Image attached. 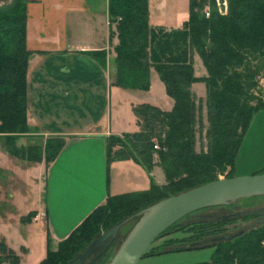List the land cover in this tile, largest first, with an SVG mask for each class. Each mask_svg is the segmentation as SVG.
Returning <instances> with one entry per match:
<instances>
[{
	"label": "trees",
	"instance_id": "1",
	"mask_svg": "<svg viewBox=\"0 0 264 264\" xmlns=\"http://www.w3.org/2000/svg\"><path fill=\"white\" fill-rule=\"evenodd\" d=\"M26 3L15 0L12 6L0 9V133L9 140L30 129L26 89L32 52L26 44ZM227 4L228 11L222 14L216 0H190L189 20L181 29L166 30L150 26L149 0H111L112 36L119 40L115 46L114 85L148 90L154 68L174 106L170 111L147 103L134 106L140 130L110 136L107 159L109 163L132 159L148 173L159 166L166 184L160 186L152 178L149 190L109 195L105 204L56 246L47 232V254L39 264H69L102 231L149 205L217 180L219 174L234 176L244 136L254 116L264 109V101L252 93L257 77L264 73V0H227ZM207 5L211 8L209 17L205 14ZM195 54L202 59L206 76L195 75ZM199 81L206 84L209 123L205 131L207 148L200 151L196 139L199 127H204L203 103L191 90ZM254 100L258 101L256 105L252 104ZM155 139L162 147L159 150L154 147ZM62 145L63 141L57 139L47 143L46 163L59 154ZM11 150L16 155L28 152L16 145ZM29 151L32 158L41 154L36 147ZM197 218L191 224L177 225L178 221L170 226L156 241L173 233L183 236H172L158 246L153 243L146 255L161 252L173 241L195 243L173 248L177 250L214 248L210 260L191 264H264V221L223 234V227L235 218ZM243 219H254V214ZM0 264H20L19 255L4 239H0Z\"/></svg>",
	"mask_w": 264,
	"mask_h": 264
},
{
	"label": "crops",
	"instance_id": "2",
	"mask_svg": "<svg viewBox=\"0 0 264 264\" xmlns=\"http://www.w3.org/2000/svg\"><path fill=\"white\" fill-rule=\"evenodd\" d=\"M14 3L15 0H0V9ZM110 3L111 0H27L26 44L32 52L26 89L30 129L15 135L14 140L0 133V230H11L4 238L16 253L25 251L23 256L17 253L20 264L32 255V243L41 241L42 235L47 242L49 232L56 246L105 204L109 195L149 190L152 178L158 185L166 184L159 166L148 173L132 159L111 163L107 159L110 136L140 130L134 106L147 103L164 111L174 106L160 76L161 82L156 76L150 79L148 90L152 94L153 87L158 88L157 101H137L134 96L139 94L114 85L115 46L119 40L112 36ZM216 3L218 6V0ZM209 8L207 5L205 14L211 12ZM189 18L190 0H162L157 5L149 2L152 27L181 29ZM194 60L195 67L197 63L203 69L199 75L195 68L196 76H206L202 59L195 55ZM193 90L206 93V84L196 82ZM53 139L63 141V145L59 154L46 163V146ZM15 145L28 150L27 154H14L11 148ZM31 147L40 149L39 157L29 156ZM16 156L32 165L29 176L36 177L38 173L42 178L33 205L29 184L20 181V174L12 170ZM263 170L264 109L254 116L244 136L233 173L247 176ZM154 172H160L163 180ZM32 213L36 215L31 219ZM35 226L38 230L32 232Z\"/></svg>",
	"mask_w": 264,
	"mask_h": 264
},
{
	"label": "rangeland",
	"instance_id": "3",
	"mask_svg": "<svg viewBox=\"0 0 264 264\" xmlns=\"http://www.w3.org/2000/svg\"><path fill=\"white\" fill-rule=\"evenodd\" d=\"M162 0H149L150 4L152 5H157L158 2ZM168 1L169 0H165ZM182 7V6H180ZM211 8H209L210 10ZM227 11H228V4H227ZM227 13V12H226ZM199 56L198 54H195ZM194 55V56H195ZM200 57V56H199ZM198 60V59H197ZM196 68L197 72L199 75L203 74V69L202 67L199 66V64L196 63L195 67V60H194V69ZM196 75V73H195ZM157 77L159 79V75L157 70L154 68L151 69L150 73V79H154V77ZM257 86L252 89V93L258 97L261 98L264 101V73L262 75L257 77ZM155 81V80H154ZM160 81V79H159ZM161 82V81H160ZM194 84V83H193ZM193 84H192V92L196 96L198 101H201L203 103V110H202V119H203V129L199 127L198 133H197V141H196V149L198 151L205 149L206 150V145H207V140L205 136V131L207 130L209 123H208V117H207V104H206V99H207V92L204 93V91L201 90H193ZM157 87L154 86L152 89V94L148 92V90H143V89H130L133 92H136V97L135 99H138L137 101H157L159 94L157 92ZM142 92V94H141ZM201 93V94H200ZM135 95V94H134ZM154 97V98H153ZM258 101L254 100L252 101L253 105H256ZM155 144H159L160 142L155 139L154 140V146ZM159 150V149H156ZM17 157V156H16ZM19 161L21 160H26L23 159L22 157H17ZM17 160L16 163L14 164L12 170L15 171L16 174H20V181L21 180H26V184H29V200L31 201V204H35V201L38 199V190L37 186L39 183V180L42 178L38 176V173H36V177H31L27 173L31 171V166L29 165V161H25L24 163L18 162ZM155 168V167H154ZM154 168L151 173H153ZM161 168V167H160ZM157 172V171H156ZM154 172V175L158 178L163 180L162 174ZM31 174V173H30ZM226 173L224 174H219L218 179H224L227 178ZM24 175V177H23ZM165 175V174H164ZM162 186V185H160ZM182 193V192H180ZM179 194V193H177ZM175 194V195H177ZM173 196V195H170ZM168 196V197H170ZM168 197H165L156 203L163 201L167 199ZM156 203H153L149 205L148 207L140 210L139 212L123 219L121 222L113 226L109 230H104L102 231L96 238L100 237L102 234L106 232H110L116 229L115 233H112L111 236L104 241L101 245L96 247L91 254L85 258V260L81 264H109L112 262L114 257L117 255L123 244L126 242L130 234L133 232V230L136 229L137 226H139L142 222V219L145 217V213L142 212L145 209L151 207L152 205H155ZM232 213H241L238 216L231 217L235 218V221L232 222L231 224H226L223 229L222 233L223 234H230L234 232H238L239 230L242 229H248L251 226L258 224L261 221H264V194L262 195H255V196H249V197H243L239 198L236 200L231 201L230 203H222V204H214L211 206H207L201 209H198L190 216H188L185 219H182L181 221L177 223V225H185V224H191L194 220L198 219L197 217H205V216H210L211 218H226L227 216L231 215ZM249 214H254V219L251 220H246L243 219V217L249 215ZM187 216V215H186ZM184 218V217H183ZM32 232L34 230H38V227L35 226L34 228H31ZM24 232H27V229L24 228L22 229ZM4 232H0V237L6 241L4 238V235L9 234V231L11 232L10 229H5V230H0ZM13 232V230H12ZM174 236L181 237L183 236L182 234H177L173 233L171 235L165 236L163 239L157 240L154 242V245L158 246L165 242L168 238ZM95 238V239H96ZM94 239V240H95ZM166 239V240H165ZM162 242V243H157V242ZM169 246L167 245L166 247L161 248V252L155 253V254H150V255H145L138 264H191V263H197V262H202V261H207L210 260L213 256L214 253V248L210 246L206 247H200V248H187V249H173L177 247H192L195 246V243H186V242H169ZM170 249V250H168ZM167 250V251H164ZM32 255L27 257V260L24 262L25 264H39L47 254V242L45 239V236H41V241H36L32 243ZM85 251V250H84ZM83 251V252H84ZM19 255L23 256L25 254V251L21 250L20 252H17ZM82 253V252H81ZM80 253V254H81ZM79 255V254H78ZM77 255V256H78ZM76 256V257H77ZM37 257H41L40 259ZM75 257V258H76ZM74 258V259H75ZM73 259V260H74ZM71 262V261H70Z\"/></svg>",
	"mask_w": 264,
	"mask_h": 264
},
{
	"label": "water",
	"instance_id": "4",
	"mask_svg": "<svg viewBox=\"0 0 264 264\" xmlns=\"http://www.w3.org/2000/svg\"><path fill=\"white\" fill-rule=\"evenodd\" d=\"M218 2L221 12L225 13L227 10L226 0H218ZM262 194H264V172L217 179L170 196L142 211L146 215L141 224L133 230L109 264H138L165 230L198 209ZM240 214L233 213L226 218ZM115 232L116 229L93 240L86 250L69 264H81L96 247Z\"/></svg>",
	"mask_w": 264,
	"mask_h": 264
},
{
	"label": "built area",
	"instance_id": "5",
	"mask_svg": "<svg viewBox=\"0 0 264 264\" xmlns=\"http://www.w3.org/2000/svg\"><path fill=\"white\" fill-rule=\"evenodd\" d=\"M227 3V2H226ZM218 6H219V2H218ZM220 7V6H219ZM219 10H220V8H219ZM227 11V10H226ZM206 16L207 17H209L210 16V12L209 11H207L206 12ZM155 149H161L162 147H161V145H159V144H155Z\"/></svg>",
	"mask_w": 264,
	"mask_h": 264
}]
</instances>
